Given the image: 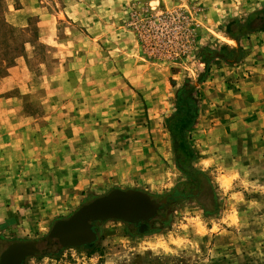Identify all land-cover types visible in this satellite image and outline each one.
Returning a JSON list of instances; mask_svg holds the SVG:
<instances>
[{
	"label": "rangeland",
	"instance_id": "374dc122",
	"mask_svg": "<svg viewBox=\"0 0 264 264\" xmlns=\"http://www.w3.org/2000/svg\"><path fill=\"white\" fill-rule=\"evenodd\" d=\"M263 7L0 0V253L135 189L166 199L146 231L99 221L91 245L23 264H264V31L226 32ZM182 91L199 181L164 127Z\"/></svg>",
	"mask_w": 264,
	"mask_h": 264
},
{
	"label": "water",
	"instance_id": "95a60500",
	"mask_svg": "<svg viewBox=\"0 0 264 264\" xmlns=\"http://www.w3.org/2000/svg\"><path fill=\"white\" fill-rule=\"evenodd\" d=\"M166 202L151 201L149 194L135 189H112L80 206L66 218L56 220L49 232L38 240L10 243L0 253V264H23L34 255H55L66 247L91 245L96 239L93 223L115 219L139 225L146 231L159 207Z\"/></svg>",
	"mask_w": 264,
	"mask_h": 264
},
{
	"label": "trees",
	"instance_id": "16d2710c",
	"mask_svg": "<svg viewBox=\"0 0 264 264\" xmlns=\"http://www.w3.org/2000/svg\"><path fill=\"white\" fill-rule=\"evenodd\" d=\"M231 25L228 26L226 32L234 39L251 32L264 31V7L261 10L252 12L244 23L235 24L237 33L233 32ZM194 106L195 100L187 98L186 91H182L178 94L177 111L166 118L164 127L172 138L176 165L179 169L190 174L192 179L199 181L203 173L194 170L191 164L194 159V150L185 137V130L192 124L196 116ZM183 196L185 195L182 193L181 197ZM95 223H93V226Z\"/></svg>",
	"mask_w": 264,
	"mask_h": 264
},
{
	"label": "flooded vegetation",
	"instance_id": "af4514ba",
	"mask_svg": "<svg viewBox=\"0 0 264 264\" xmlns=\"http://www.w3.org/2000/svg\"><path fill=\"white\" fill-rule=\"evenodd\" d=\"M172 196V194H171ZM182 196V195H181ZM133 225V224H132ZM149 222H146V229L148 228ZM135 228L140 229V224L139 225H133Z\"/></svg>",
	"mask_w": 264,
	"mask_h": 264
},
{
	"label": "bare ground",
	"instance_id": "6f19581e",
	"mask_svg": "<svg viewBox=\"0 0 264 264\" xmlns=\"http://www.w3.org/2000/svg\"><path fill=\"white\" fill-rule=\"evenodd\" d=\"M228 44H231V45H233L234 44V41L232 40V39H227V40H225Z\"/></svg>",
	"mask_w": 264,
	"mask_h": 264
},
{
	"label": "crops",
	"instance_id": "0c3cea01",
	"mask_svg": "<svg viewBox=\"0 0 264 264\" xmlns=\"http://www.w3.org/2000/svg\"><path fill=\"white\" fill-rule=\"evenodd\" d=\"M261 48H263V47H261ZM261 48H259V49H261ZM263 55H264V51H263V53H262ZM244 97H248V94H246Z\"/></svg>",
	"mask_w": 264,
	"mask_h": 264
}]
</instances>
